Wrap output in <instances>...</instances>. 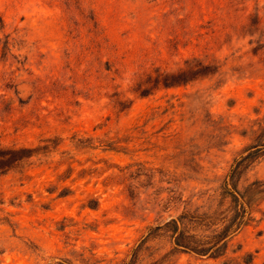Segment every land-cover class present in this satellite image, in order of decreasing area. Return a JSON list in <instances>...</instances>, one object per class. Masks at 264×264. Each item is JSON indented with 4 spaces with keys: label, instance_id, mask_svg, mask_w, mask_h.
I'll list each match as a JSON object with an SVG mask.
<instances>
[{
    "label": "rangeland",
    "instance_id": "374dc122",
    "mask_svg": "<svg viewBox=\"0 0 264 264\" xmlns=\"http://www.w3.org/2000/svg\"><path fill=\"white\" fill-rule=\"evenodd\" d=\"M260 126L264 0H0V264L128 262L215 209ZM255 216L222 257L166 264H264Z\"/></svg>",
    "mask_w": 264,
    "mask_h": 264
},
{
    "label": "trees",
    "instance_id": "16d2710c",
    "mask_svg": "<svg viewBox=\"0 0 264 264\" xmlns=\"http://www.w3.org/2000/svg\"><path fill=\"white\" fill-rule=\"evenodd\" d=\"M250 142L220 181L215 209H185L179 216L150 227L130 260L123 264H136L140 249L152 240H166L171 248L151 264H166L180 253L222 257L229 242L256 221L255 214L264 201V180L241 185L245 172L264 155V126L253 132Z\"/></svg>",
    "mask_w": 264,
    "mask_h": 264
}]
</instances>
